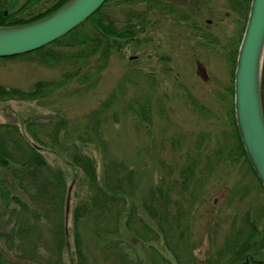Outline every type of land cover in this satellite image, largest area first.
Returning a JSON list of instances; mask_svg holds the SVG:
<instances>
[{"label": "rangeland", "instance_id": "374dc122", "mask_svg": "<svg viewBox=\"0 0 264 264\" xmlns=\"http://www.w3.org/2000/svg\"><path fill=\"white\" fill-rule=\"evenodd\" d=\"M153 1H171L180 10L164 11ZM22 2L12 0L14 7ZM228 2L122 1L119 11L111 10L113 14H120V22L131 10H146L144 25L135 42L127 44L121 54L111 57L93 88L86 89L72 82L49 100L0 101V122L17 124L23 133H26L27 120L50 121L55 114L66 119L77 118L107 103L100 114L97 136L89 138L87 134L77 132L69 135L58 148H39L47 162L61 169L66 178L62 208L69 239L68 250L61 255L63 264H76L71 235L72 209L85 194L83 180L77 179L81 174L69 159L73 149L93 157L98 178L102 176L104 155L109 160L122 162L133 172V185L131 191L124 194L126 205L121 210L116 232L97 235L93 230L92 218L82 220L80 234L87 264H106L100 247L114 239L131 241L145 264L148 245L156 247L167 258L168 264H176L161 237L143 242L126 230L124 219L132 205L138 215L155 228L144 211L150 191L162 183L168 168L171 169L170 177L177 173L175 167L183 162L185 149L192 147L194 141L202 138V147L206 152L214 148L222 132L229 129L228 113L233 96L228 92L232 77L225 53L232 49L233 42L241 32L243 18L229 8ZM182 12L187 14V19L180 18ZM61 71V65L37 63L21 54L0 60V84L28 89L36 80L58 79ZM124 76L128 78L123 79ZM188 97L203 105L205 113L193 108ZM132 101L145 105V109H148L147 121H140L126 108ZM99 140L103 146L99 145ZM162 161L167 169L163 168ZM240 165L226 163L203 186L204 200L198 204L199 211L194 223V232L203 239L202 245L194 252L199 259L219 247L231 222L235 220L239 223L242 214L259 202L252 199V195H258L254 188L239 199L240 188L253 179L250 173H245L246 167ZM0 174L5 179L11 178L7 170L0 169ZM8 187L27 203L31 213H35L31 224L36 223V228L49 240V224L39 206L31 203L13 179L8 181ZM12 207L15 213L7 211L0 215V252L7 260L13 261L12 264H39L37 259L30 256L33 242L27 237L15 235V245L8 249L6 235L25 227L19 216V207L11 203Z\"/></svg>", "mask_w": 264, "mask_h": 264}, {"label": "trees", "instance_id": "16d2710c", "mask_svg": "<svg viewBox=\"0 0 264 264\" xmlns=\"http://www.w3.org/2000/svg\"><path fill=\"white\" fill-rule=\"evenodd\" d=\"M66 1L23 0L14 7L12 0H0V26L20 25L37 20L52 13ZM122 1L133 0H105L93 14L65 35L24 54L29 60L37 63L61 65V76L58 79L36 80L28 89L0 84V101L49 100L57 91L72 82L86 89L93 88L111 57L121 54L127 44L135 42L144 25L146 10H131L120 22V14H113L111 10L114 8L119 11ZM228 1L229 8L243 18L241 32L233 42L232 49L225 53L226 61L231 66L232 77L228 92L233 96L235 59L250 0ZM153 3L164 11L180 10L171 1ZM179 16L181 19L188 18L185 12ZM126 78L128 77H123ZM188 98L193 108L205 113L206 108L203 105L192 97ZM261 103L264 116V60ZM106 106L107 103H104L100 108L72 119L55 114L50 121L27 120L26 133L21 132L17 124L0 122V169L9 171L11 177L5 179L0 174V215L7 211L15 213L14 207L10 208V204L14 203L19 207L20 219L25 223V227L17 228L14 234L6 235L8 249L14 247L15 235H22L21 237H27L33 242L30 256L37 259L39 264H63L61 255L68 250L69 239L62 208L66 178L61 169L47 162L39 148H58L69 135L77 132L87 134L89 138L92 135L97 136L100 114ZM126 108L140 121L148 120V109H145V105L141 106L132 101ZM228 114L229 129L222 132L214 148L204 152L202 138L199 137V141H194L192 147L185 149L183 162L175 167L177 173L172 177L171 169H167L162 161L163 168L167 169L166 175L162 183L150 191L144 204V211L153 221L155 228L138 215L134 206H129L126 212V230L143 242L155 241L158 236L161 237L176 264H264V189L247 159L236 128L233 103ZM83 123L86 125L82 126ZM99 145L103 146L101 140ZM69 159L75 170L81 174L77 179L83 180L85 189L83 198L72 209L73 255L76 264H87L80 234L82 220L91 217L93 230L97 235L116 232L121 210L126 205L124 194L129 193L133 185V172L122 162L109 160L104 155L102 176L98 178L92 156L79 149H73L69 153ZM228 162L240 163L241 167L244 165L247 169L245 173L253 176L250 183L240 188L239 199L254 188L258 195H252V199L259 202L242 214L239 223L235 220L231 222L219 247L199 259L194 252L202 245L203 239L194 232V223L199 211L198 204L204 200L203 186L219 171L218 168L221 170ZM12 179L19 190L29 197L31 203L39 206L44 213L50 228L49 240L36 228V223L31 224L35 213H31L27 203L10 191L8 181ZM238 190L239 187L235 193ZM100 252L106 264H145L131 241L114 239L105 242L100 247ZM12 263L13 261L7 260L0 252V264ZM146 264H168V260L156 247L148 245Z\"/></svg>", "mask_w": 264, "mask_h": 264}, {"label": "water", "instance_id": "95a60500", "mask_svg": "<svg viewBox=\"0 0 264 264\" xmlns=\"http://www.w3.org/2000/svg\"><path fill=\"white\" fill-rule=\"evenodd\" d=\"M103 2L67 0L52 13L37 20L0 26V57L24 54L60 38L94 13ZM263 60L264 0H250L234 67L233 108L247 159L264 189Z\"/></svg>", "mask_w": 264, "mask_h": 264}]
</instances>
